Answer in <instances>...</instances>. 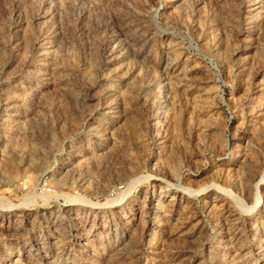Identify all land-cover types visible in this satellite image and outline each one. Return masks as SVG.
<instances>
[{"label": "rangeland", "instance_id": "obj_1", "mask_svg": "<svg viewBox=\"0 0 264 264\" xmlns=\"http://www.w3.org/2000/svg\"><path fill=\"white\" fill-rule=\"evenodd\" d=\"M263 177L264 0H0V264H264Z\"/></svg>", "mask_w": 264, "mask_h": 264}, {"label": "bare ground", "instance_id": "obj_2", "mask_svg": "<svg viewBox=\"0 0 264 264\" xmlns=\"http://www.w3.org/2000/svg\"><path fill=\"white\" fill-rule=\"evenodd\" d=\"M264 177L261 179V182L259 185H263Z\"/></svg>", "mask_w": 264, "mask_h": 264}, {"label": "built area", "instance_id": "obj_3", "mask_svg": "<svg viewBox=\"0 0 264 264\" xmlns=\"http://www.w3.org/2000/svg\"><path fill=\"white\" fill-rule=\"evenodd\" d=\"M48 190V189H47Z\"/></svg>", "mask_w": 264, "mask_h": 264}]
</instances>
